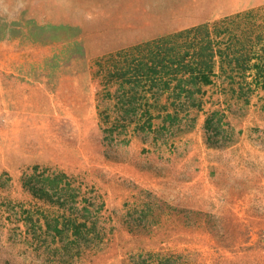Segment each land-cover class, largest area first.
Masks as SVG:
<instances>
[{
	"label": "rangeland",
	"instance_id": "1",
	"mask_svg": "<svg viewBox=\"0 0 264 264\" xmlns=\"http://www.w3.org/2000/svg\"><path fill=\"white\" fill-rule=\"evenodd\" d=\"M24 3L11 18L0 16V264H126L146 251L177 254L181 264H264L263 83H254L253 74L230 83L221 74L214 79L220 86L208 95L202 87L196 95L202 115H225L231 129L222 128L232 132L227 145L208 146L225 149L228 154L217 158L233 167L213 169L203 189L190 184L189 140L173 139L185 129L168 116L169 128L158 127L162 96L145 94L148 115L143 98L135 114L123 117L119 82H110L116 69L130 78L136 66L148 69L149 57H163L165 50L157 54L156 44L146 41L200 24H208L222 48L228 33L218 37L214 30H229L232 49L264 68V0ZM171 43L181 53L195 42L184 34L160 44L165 49ZM215 71H221L218 57ZM31 100L55 106L40 112ZM19 101L27 110L17 109ZM58 173L80 193L76 210L84 198L94 203V215L103 205L94 217L102 242L78 250L71 245L66 263V250L45 232L46 222L76 215L35 198L23 185L31 176L45 181ZM147 204L148 224L136 226L132 219Z\"/></svg>",
	"mask_w": 264,
	"mask_h": 264
},
{
	"label": "trees",
	"instance_id": "2",
	"mask_svg": "<svg viewBox=\"0 0 264 264\" xmlns=\"http://www.w3.org/2000/svg\"><path fill=\"white\" fill-rule=\"evenodd\" d=\"M201 29L204 32L198 35ZM214 32L218 37L228 33L227 47L222 48L221 41L216 40L215 42L211 38L208 24H200L190 29L160 36L153 41H146L144 44H147V46H150L153 42L156 44V49H159L157 54L162 55L163 50H165L164 55H169V57L163 55L161 58H158V56L149 57L151 64L148 69L141 71L136 66V70L133 71L130 78H127L126 71L122 73L119 69L113 71L110 75V82H119V93H116L117 104L125 107L123 117L135 114L137 111L136 104L137 102L140 103V99L143 98H145V104L148 106L142 112L144 115H148V108L151 103L145 94L158 99L166 92L168 98L172 99L171 105L174 108L184 109L187 107L201 110L202 105L196 99V95L204 93L202 87L214 83V79L219 78L221 74H225L230 83L237 82V78L242 79L239 82H243L248 75L253 74V82L263 83L264 85V68L258 63L251 64L254 59L249 53L232 49L233 36L229 33L230 31L220 32L215 29ZM184 34H193L195 43L186 45L181 53L175 46L172 47L173 43L165 49L162 48L160 43L173 42V38L177 39ZM136 47L141 48L140 45H136ZM155 52L151 50V54ZM217 57L220 59V72L215 71ZM136 63L141 66V69L144 68L142 61ZM126 84H129L128 89ZM139 90H143V92L139 93ZM167 116L171 118L173 124L177 123V115L168 113ZM148 126H151V124L149 123ZM222 126L231 129L230 123L225 120V115L214 112L206 119L204 127L206 133H208L206 142L209 146L222 147L232 141V132H227ZM114 130L110 129V132H114ZM35 169H37V166H35ZM66 176L65 173H58L53 178H45V181H34L33 176H31L23 182L24 188L35 198L52 203L60 208H66L76 215V217H69L63 214L62 221L56 220L54 224L49 221L46 222L45 232L52 236L53 241L59 240L62 243V250H66L61 256L63 263L67 262L65 256L67 258L72 256L69 253L71 245H75L78 250L82 246H90L91 242L100 243L103 240L100 228H98V221L94 218L98 213V209L101 210L103 205L97 209L94 215L92 212L94 203L89 198H84L82 209L76 210L75 204L78 203L80 193L69 181H65ZM47 181L49 184H47ZM151 207L150 204H147L144 209L138 211L137 216H134L132 221L136 226L143 227L148 224L146 222L148 218L147 210ZM79 218L81 221L77 222ZM54 254L58 255V250H55ZM178 259L179 255L174 253L163 254L161 252L146 251L131 257L126 264H181Z\"/></svg>",
	"mask_w": 264,
	"mask_h": 264
},
{
	"label": "crops",
	"instance_id": "3",
	"mask_svg": "<svg viewBox=\"0 0 264 264\" xmlns=\"http://www.w3.org/2000/svg\"><path fill=\"white\" fill-rule=\"evenodd\" d=\"M170 32H167L166 34H169ZM220 86L218 83H212L206 86H203V89L207 90L205 95L210 94V91ZM170 98H168V93L166 92L163 94L161 101H159L161 104H163L160 112H158V127L165 128L168 127V122H166L167 114L171 113L173 115H177L178 121L177 124L174 126L182 127V132H178L174 134L173 139H175L178 143H182L181 140L186 141L189 140V144L187 146V158L188 160L193 161V175L195 178H193L192 182L190 184L199 185L201 184L203 189L208 188V182L209 175L211 174V171L214 170H221L226 165L229 167H233V163H225L226 158H222L223 160H220V158H217L218 156L227 155L225 149L222 148H213L209 147L208 144H206V129L204 127V121L206 120V117L202 115V110H198L196 108H184V109H176L174 107L170 108L166 105L171 104ZM197 113L198 116L196 115ZM195 114L197 116L196 122L189 127L186 125V119H189V117ZM207 115V114H206ZM160 122V123H159ZM169 128V127H168ZM236 146V145H235ZM228 149H231L228 148ZM212 156V158L210 157ZM242 164L243 162L240 161ZM198 167V168H195Z\"/></svg>",
	"mask_w": 264,
	"mask_h": 264
},
{
	"label": "clouds",
	"instance_id": "4",
	"mask_svg": "<svg viewBox=\"0 0 264 264\" xmlns=\"http://www.w3.org/2000/svg\"><path fill=\"white\" fill-rule=\"evenodd\" d=\"M25 7L24 0H0V16H11Z\"/></svg>",
	"mask_w": 264,
	"mask_h": 264
},
{
	"label": "bare ground",
	"instance_id": "5",
	"mask_svg": "<svg viewBox=\"0 0 264 264\" xmlns=\"http://www.w3.org/2000/svg\"><path fill=\"white\" fill-rule=\"evenodd\" d=\"M38 101L37 100H31L32 107L35 108L37 111H40V112H47L51 107H54L55 106L54 105V102L52 103V106H49V107L47 105V102H44L43 106H39ZM27 107H28V104H26V103H24L22 101H19V104L17 106V109H20L22 111H25V110H27ZM21 142H24V141H21ZM25 144H28V141H26Z\"/></svg>",
	"mask_w": 264,
	"mask_h": 264
}]
</instances>
